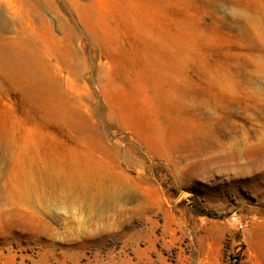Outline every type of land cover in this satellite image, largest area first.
<instances>
[{"label":"rangeland","instance_id":"obj_1","mask_svg":"<svg viewBox=\"0 0 264 264\" xmlns=\"http://www.w3.org/2000/svg\"><path fill=\"white\" fill-rule=\"evenodd\" d=\"M0 264H264V0H0Z\"/></svg>","mask_w":264,"mask_h":264},{"label":"trees","instance_id":"obj_2","mask_svg":"<svg viewBox=\"0 0 264 264\" xmlns=\"http://www.w3.org/2000/svg\"><path fill=\"white\" fill-rule=\"evenodd\" d=\"M206 214H207V215H210V214H211V212H207Z\"/></svg>","mask_w":264,"mask_h":264},{"label":"bare ground","instance_id":"obj_3","mask_svg":"<svg viewBox=\"0 0 264 264\" xmlns=\"http://www.w3.org/2000/svg\"><path fill=\"white\" fill-rule=\"evenodd\" d=\"M42 198H44V197H42ZM68 198H66V200H67Z\"/></svg>","mask_w":264,"mask_h":264}]
</instances>
